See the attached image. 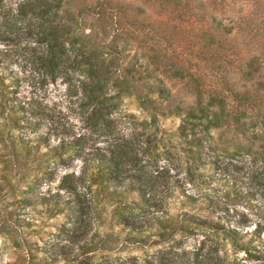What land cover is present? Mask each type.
<instances>
[{"label": "trees", "instance_id": "obj_1", "mask_svg": "<svg viewBox=\"0 0 264 264\" xmlns=\"http://www.w3.org/2000/svg\"><path fill=\"white\" fill-rule=\"evenodd\" d=\"M0 33L25 39L41 86L67 84L82 128L35 97L9 103L0 87L5 125L37 134L11 141L25 193L66 218L43 245L9 236L20 251L10 264H264V0H0ZM240 33L251 35L235 50ZM173 82L193 101L177 99ZM130 96L147 116L124 107ZM173 114L181 122L166 134L159 118ZM3 162L1 178H16ZM209 164L254 201L260 242L248 238L247 221L171 213L176 196L198 201ZM60 168L72 170L52 192ZM44 184L47 193L37 192ZM106 201L123 229L159 246L143 256L112 252L114 236L101 229ZM10 220L0 219L1 231Z\"/></svg>", "mask_w": 264, "mask_h": 264}, {"label": "rangeland", "instance_id": "obj_2", "mask_svg": "<svg viewBox=\"0 0 264 264\" xmlns=\"http://www.w3.org/2000/svg\"><path fill=\"white\" fill-rule=\"evenodd\" d=\"M140 1V0H139ZM176 36H183L185 33H169ZM251 33L248 35L250 37ZM247 36L241 33L235 35V39L230 41V47L237 50L241 44L246 40ZM257 37L251 40L250 44L244 47L245 52L250 49H255L258 43ZM249 39V38H248ZM253 41V42H252ZM28 44L24 38L19 37L15 33H0V87H3L6 93V99L11 98L9 103H14L19 106L20 102L30 100L35 97L38 100L44 101L56 112L60 120H68L75 124V131L77 133L82 131L81 121L77 114L71 109V102L74 99L68 89V86L62 80L56 83H50L46 86H41L40 77L36 71L32 69L29 63V53L27 50ZM176 84L175 82H173ZM173 88L174 94L177 99H182L184 104L193 101L190 93L183 84H176ZM11 92V93H10ZM2 98L0 96V103ZM124 107L141 117L148 115V112L142 109L135 97H126ZM0 106V219L2 217H10V222L6 223L7 231L3 232L0 228V264H10L15 261L16 257L20 255V251L10 247L13 243V238L9 236L15 235L20 239H26L31 242H37L43 245L44 242L50 237V233L55 232L58 227L65 221V212L56 213V209L49 205L40 203L36 200L34 195L31 199L32 193H25L27 190V183L20 181V173L25 167L17 168L14 166L16 157L13 154L12 138H18L21 133L24 136L35 137L36 133H29V131L18 128H10L6 126L9 113L6 110L2 112ZM62 118V119H61ZM181 122V117L178 115L161 116L159 118L160 129L166 134H173ZM11 129V130H10ZM48 127L45 125L39 133H46ZM60 137L52 136L50 142L53 144L58 143ZM19 142V143H18ZM17 145L19 149L26 154V144H21L18 139ZM33 144V143H31ZM42 152L47 151V147H41ZM29 156V165H32L33 153ZM3 160L11 161L10 166H14L13 174L16 178L3 180L1 178V169L4 165ZM76 168L81 167V161L78 159L75 162ZM71 169L60 168V173L57 179L52 182V192L58 191L57 186L60 182V175ZM203 175L200 177L202 181L201 196L194 206H189L188 203L181 196H176L171 201V213L178 214L183 209H193L202 215H212L217 218L219 215L227 217L233 225L238 224L239 221H247L246 225L242 226L244 230L251 232V236L256 238V242H260V238L255 232V226L261 219L258 217L257 206L250 197L246 195L243 188L235 183L230 176L221 171L217 165L209 164L201 170ZM49 189L48 184H44L41 189L47 193ZM105 221L101 226L104 233L112 234L114 238L109 241L108 246L112 252L122 255H145L146 252H153L159 245L152 244L153 239L147 237L145 241L139 235L130 233L127 229H123L121 224L116 223L111 218L113 206L106 201L103 204ZM17 227H14L13 225ZM5 228V227H4ZM2 228V229H4ZM254 234V235H253ZM8 236V239H7ZM264 239V232L261 236ZM263 239H261L263 241ZM195 238L190 240L194 243Z\"/></svg>", "mask_w": 264, "mask_h": 264}]
</instances>
